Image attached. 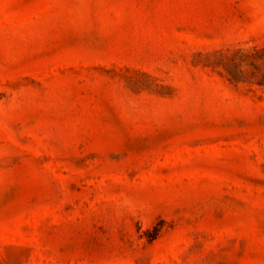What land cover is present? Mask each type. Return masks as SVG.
Wrapping results in <instances>:
<instances>
[{"label":"rangeland","instance_id":"1","mask_svg":"<svg viewBox=\"0 0 264 264\" xmlns=\"http://www.w3.org/2000/svg\"><path fill=\"white\" fill-rule=\"evenodd\" d=\"M0 264H264V0H0Z\"/></svg>","mask_w":264,"mask_h":264}]
</instances>
